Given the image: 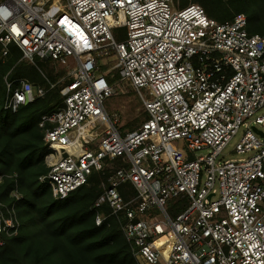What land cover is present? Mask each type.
Listing matches in <instances>:
<instances>
[{
  "label": "built area",
  "instance_id": "built-area-1",
  "mask_svg": "<svg viewBox=\"0 0 264 264\" xmlns=\"http://www.w3.org/2000/svg\"><path fill=\"white\" fill-rule=\"evenodd\" d=\"M176 2L0 0L11 13L0 17L1 57L15 45L21 60L67 71L61 106L39 121V182L65 200L115 164L92 206L95 224L115 218L144 264H264V114L245 123L264 111V35L248 32L245 15L221 23ZM116 78L142 102L135 129L106 110ZM5 85L11 114L54 88L26 78ZM244 125L236 151L252 156L216 165ZM10 197L0 200V245L21 227L17 184Z\"/></svg>",
  "mask_w": 264,
  "mask_h": 264
},
{
  "label": "trees",
  "instance_id": "trees-1",
  "mask_svg": "<svg viewBox=\"0 0 264 264\" xmlns=\"http://www.w3.org/2000/svg\"><path fill=\"white\" fill-rule=\"evenodd\" d=\"M192 3L202 6L209 18L221 23L245 15L248 32L264 35V0H192L182 3L181 8ZM21 58L22 52L12 45L7 63L0 59V157L5 156L7 167L0 172V200L10 204V194L16 184L22 196L16 203L20 231L0 246V264H47L49 249L22 235L23 226L33 224L53 239L60 264H138L115 218H108L100 226L95 224L96 213L92 206L103 190L100 184H106L110 171L94 173L87 185L65 200L52 198L50 187L38 182V178L47 173L43 134L41 132L39 137L43 146L39 147L30 140L23 143L20 135H29L43 115L57 110L62 96L59 92L49 95L15 114L4 111L6 79L28 78L34 86L43 83L36 69Z\"/></svg>",
  "mask_w": 264,
  "mask_h": 264
},
{
  "label": "rangeland",
  "instance_id": "rangeland-1",
  "mask_svg": "<svg viewBox=\"0 0 264 264\" xmlns=\"http://www.w3.org/2000/svg\"><path fill=\"white\" fill-rule=\"evenodd\" d=\"M176 1H177L176 6L178 7H181L182 3L192 2V0H176ZM114 34H116V32H114ZM0 59L2 60V62L7 63V58H2L0 55ZM23 61L27 62L36 69L38 75L43 81L42 86H47L49 84L54 85V88L52 89V91L48 93L46 97L59 92V90L63 85L64 80L66 79L65 77L67 73V71L64 70L59 63L54 61H48V62L42 61L39 60L38 58H35V63H31L25 60ZM113 85H114L115 95L110 99H108V101L106 102V110L108 114L110 116L115 115L117 117V119L119 120V127L122 130H130L134 127H138L146 119V114L141 100L139 99L135 91L132 89V87L129 85V83H127L126 81H123L120 78H116L113 81ZM50 106H53V104H51ZM262 114H264V111L259 112L252 119L245 120V123H247L248 125H253L252 124L253 120ZM247 129L248 126L245 125L240 127L236 135L228 142L226 147H224V149L221 151L219 156L216 158V165L220 166L224 162L244 160L252 156V153L241 154L236 151V147L241 142ZM40 130L41 129L39 128V122H38L37 127L31 130L29 132V135H20L21 140L23 141V143H26L27 141L30 140L34 145H37V147L43 146L42 139L39 140V137L41 136V132H42ZM261 130L264 131L262 127ZM173 145L181 150H183L185 147V144L182 140L174 142ZM0 150H1V146H0ZM24 150H25L24 152H26V149ZM208 153L209 152L207 150H202L195 153V156L196 157L206 156ZM4 162H5V156L0 157V172H3L7 168L6 165H4ZM115 166H116L115 164H109L106 167V170L112 173L115 170ZM13 177L16 178V175L14 174ZM38 182H39V178H38ZM100 187H103L102 183L100 184ZM215 188L218 189L217 184L215 185ZM51 197L54 198L52 196V193H51ZM32 222H33L32 218H30V224ZM22 235L23 236L25 235L26 240L27 239L29 240V238H31L32 241H35L41 244L42 246H44L45 248L49 249L50 255L46 261L47 264H60L59 261L60 255L53 246V241H52L53 239L46 232H43L42 229H40L37 225L33 224L25 228L23 226ZM136 260L138 261V264H144L140 258L136 257Z\"/></svg>",
  "mask_w": 264,
  "mask_h": 264
},
{
  "label": "clouds",
  "instance_id": "clouds-1",
  "mask_svg": "<svg viewBox=\"0 0 264 264\" xmlns=\"http://www.w3.org/2000/svg\"><path fill=\"white\" fill-rule=\"evenodd\" d=\"M11 13L8 12L6 9H0V17L3 19H7L8 16H10Z\"/></svg>",
  "mask_w": 264,
  "mask_h": 264
}]
</instances>
